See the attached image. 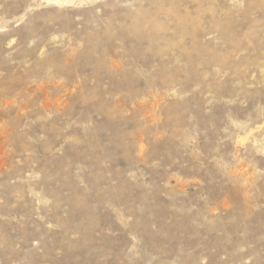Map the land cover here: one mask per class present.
<instances>
[{
  "label": "rangeland",
  "instance_id": "rangeland-1",
  "mask_svg": "<svg viewBox=\"0 0 264 264\" xmlns=\"http://www.w3.org/2000/svg\"><path fill=\"white\" fill-rule=\"evenodd\" d=\"M0 264H264V0H0Z\"/></svg>",
  "mask_w": 264,
  "mask_h": 264
},
{
  "label": "bare ground",
  "instance_id": "bare-ground-1",
  "mask_svg": "<svg viewBox=\"0 0 264 264\" xmlns=\"http://www.w3.org/2000/svg\"><path fill=\"white\" fill-rule=\"evenodd\" d=\"M49 1V0H48ZM70 1V0H69ZM71 1H73V0H71ZM51 2H53V1H51ZM58 2V1H57ZM62 2V1H61ZM55 3V2H54ZM72 3H74V2H72ZM79 3V2H78ZM56 4V3H55Z\"/></svg>",
  "mask_w": 264,
  "mask_h": 264
}]
</instances>
